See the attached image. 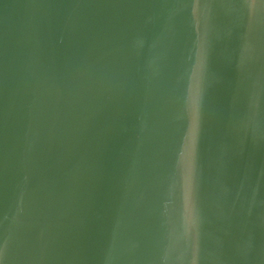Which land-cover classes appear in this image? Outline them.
<instances>
[{"label": "water", "instance_id": "obj_1", "mask_svg": "<svg viewBox=\"0 0 264 264\" xmlns=\"http://www.w3.org/2000/svg\"><path fill=\"white\" fill-rule=\"evenodd\" d=\"M0 264H264V0H0Z\"/></svg>", "mask_w": 264, "mask_h": 264}]
</instances>
